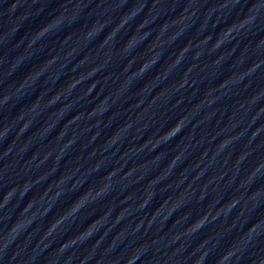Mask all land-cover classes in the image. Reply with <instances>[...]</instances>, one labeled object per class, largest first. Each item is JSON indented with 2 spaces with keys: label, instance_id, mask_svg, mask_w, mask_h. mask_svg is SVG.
<instances>
[{
  "label": "clouds",
  "instance_id": "obj_1",
  "mask_svg": "<svg viewBox=\"0 0 264 264\" xmlns=\"http://www.w3.org/2000/svg\"><path fill=\"white\" fill-rule=\"evenodd\" d=\"M239 2V0H238ZM260 3H264V0H254V2L252 4L249 5V8H248V15L244 16L240 21H239V25L240 27H243L249 23H252V22H255V20L257 19L258 15H259V7L258 5ZM235 25H232L228 28V32H231L232 28L234 27ZM47 32V28H43L41 30V35H44L45 33ZM148 67V63H144L139 71L143 72L146 68ZM181 124H182V120L181 121H178L172 128H170L167 132H165L163 134V138H172L174 137L177 133L180 132L181 130ZM261 169H264V161H262L261 163L257 164V166L253 169V171L249 174L251 178H254L257 173L261 170ZM102 191V190H101ZM86 193L82 194V196L74 203V205H78L77 207H75L74 211H78L80 209V207L82 206V203H80L82 197L85 195ZM99 194V193H98ZM10 195H8L6 193V196H5V200L7 201L8 197ZM234 203L231 205V206H234ZM73 205V206H74ZM63 218H61L62 220ZM205 218H203L202 220L199 221L198 223V227L196 229H199L200 227L203 226L204 222H205ZM60 220V221H61ZM60 221H58L54 226L53 228L56 227L57 224L60 223ZM95 223V222H94ZM259 224V221H257L256 223H254L248 230V233L247 234H251L255 231V228L256 226ZM13 231L15 230L14 228L12 229ZM250 242V241H249ZM7 246V245H5ZM235 255V253L232 251V249H229L227 252H225V254L220 257V259L217 261V264H225V261L227 259H229L231 256ZM140 258L139 254L137 255L135 252L133 253V255H131L128 260L126 261V264H135V261L138 260ZM202 260H203V257H201L199 260H197L196 264H202ZM256 264H264V257H261L259 258L257 261H256Z\"/></svg>",
  "mask_w": 264,
  "mask_h": 264
}]
</instances>
